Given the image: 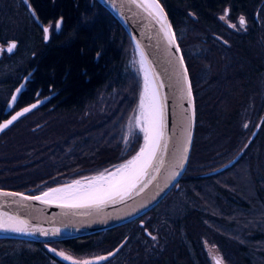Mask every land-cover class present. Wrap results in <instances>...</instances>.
<instances>
[{
	"label": "trees",
	"instance_id": "obj_1",
	"mask_svg": "<svg viewBox=\"0 0 264 264\" xmlns=\"http://www.w3.org/2000/svg\"><path fill=\"white\" fill-rule=\"evenodd\" d=\"M27 1L42 24L60 19L61 27L45 42L22 0H0V43H18L13 54L0 59V121L28 58L34 72L13 109L47 96L0 133V189L35 195L110 170L132 156L142 134L132 129L124 136L142 79L129 36L97 0ZM158 1L190 77L194 149L203 166L187 169L154 208L124 225L61 242L0 238V264H73L44 246L89 255L112 251L122 242L109 259L90 264H214L206 245L217 248L226 264H264V0ZM226 9L230 18H246L245 32L222 27L215 15ZM196 43L203 52L190 57L187 50ZM229 61L230 67H222ZM203 67L210 72L205 83L210 90L200 91L196 75ZM249 91L255 94L259 130L232 166L211 174L214 161L200 136L220 129L222 146L232 148L238 141L232 127Z\"/></svg>",
	"mask_w": 264,
	"mask_h": 264
},
{
	"label": "water",
	"instance_id": "obj_2",
	"mask_svg": "<svg viewBox=\"0 0 264 264\" xmlns=\"http://www.w3.org/2000/svg\"><path fill=\"white\" fill-rule=\"evenodd\" d=\"M22 1L33 20L41 28L43 40L46 42L49 38L48 26L37 19L27 0ZM97 1L127 33L135 49L140 69L144 63L154 81L158 102L159 105H163L164 113L163 137L157 149V156L122 195L115 196L114 199L100 205L69 206L48 203L40 199H25V197L39 196L41 193L30 195L25 192L0 189V224L5 226L0 227V238L38 243L61 242L124 225L141 218L154 208L177 185L185 172L194 135L195 105L188 71L166 12L158 0L159 7L163 9L160 15L154 13L145 3V6L138 7L131 0ZM141 2L143 0H137V3ZM58 21L61 22L60 19ZM45 28L48 29L47 33L44 31ZM13 42L10 41L7 45L0 44L2 50L0 58L2 52L9 53L7 48ZM33 72L34 68L26 72L12 90L5 104L4 114H9L14 108ZM189 88L191 95L188 94ZM46 99L47 96L16 109L0 121V124L11 120L12 116L25 108L30 109L28 112L34 110ZM33 105L35 107H32ZM258 129L259 125L255 127L249 140L253 139ZM236 160L237 157H233L210 173L220 172L232 166ZM4 193L21 195H4ZM11 228H23L24 231H11L9 230ZM213 260L215 264V259Z\"/></svg>",
	"mask_w": 264,
	"mask_h": 264
},
{
	"label": "rangeland",
	"instance_id": "obj_3",
	"mask_svg": "<svg viewBox=\"0 0 264 264\" xmlns=\"http://www.w3.org/2000/svg\"><path fill=\"white\" fill-rule=\"evenodd\" d=\"M224 14H225L224 12H220V13H217L215 15L217 20L221 23L222 27H224L226 29H229V30H231L234 33H243V32L246 31L248 23H247L246 18L243 15H237L234 18H230L229 16H227L226 20L222 21L220 19V17L223 16ZM255 14H256V17H255ZM255 14H254V17L257 18V12ZM241 16H243L245 18V21H246V23H245V25L243 27H241L240 24H239V18ZM229 23L230 24H234L235 27L234 28L229 27L228 26ZM48 28H49V32L50 31H54V30H56V31L58 30V29H56V23H49L48 24ZM220 30H221V34L223 36H225L226 34H225V31L223 30V28L222 29L220 28ZM201 34H199V35H201ZM208 34H211V33H208ZM212 36L214 38H216L217 40H219L221 42V44H223L224 46H226V47L229 46V43H228L227 39H225L223 36L218 35V34H213ZM201 40H202V38H200L199 42ZM8 42H10V41H7L4 44H2V43H0V44L1 45H7ZM15 43H16V47L13 49V51L11 53L2 52L0 59H2V57L5 56V55L13 54L17 50V46H18L17 44L18 43L17 42H15ZM133 49H134V47H133ZM202 52H203V48L200 47L199 43L191 45L190 48L187 50V53H188V55L190 57L191 56H195V55H201ZM181 53H182V50H181ZM183 59H184V57H183ZM30 60H31V58H28V60H26L25 65L22 67L21 72L19 74V77L17 79L16 86L21 81L22 76L24 74H26V72L29 70L28 62ZM135 62H136V65L138 67V71L140 73L141 79H142V70L140 69V66H139L137 58L135 59ZM184 62H185V60H184ZM231 63L232 62H230V61L226 62V64H224L222 67H224L225 65H226V67L227 66L230 67ZM243 63H246V62H243ZM130 69H132V68H130ZM205 69L203 67L202 69H200L197 72V75H196L197 86H199V88H201V90L199 89L200 91L210 90L208 85L205 84L207 82L206 80H208L210 78V76H209L210 72H208L207 69L205 71ZM229 73L231 74L232 72H229ZM0 89H1V86H0ZM212 89H213V86H211V90ZM263 89L264 88L262 87V90ZM142 91H143V80L141 82V89H140V92H139V96L137 98V103H136L137 105H136L135 113L133 115V118L129 121V124L127 125V128L125 129L126 136H124V140L128 138V136L130 135L132 129H137L142 134V142H141L140 146L138 147V149L132 154V156L129 157L128 159L124 160L123 162L113 166L110 170L102 171L100 173H96V174H93V175L80 176V177L68 180V181H66L64 183L53 185L51 187H48V188L42 190L41 192H39V194L44 192L47 189H50V188H53V187H57V186H62V185L68 184V183H73L74 181H80V182L90 181L91 179L97 177L99 174H105L106 172H109V171L113 170L114 168H119L121 165L125 164L128 160H130L133 156H135L139 152V150H140V148L142 146V143H143V133L140 130L141 129V124H138V122H137V118H138V115H139V103H140V98H141V95H142ZM11 92H10V94H11ZM10 94L6 97L4 105L7 103ZM192 94H193V90H192ZM3 95L4 94H2V95L0 94V98L4 99ZM254 96H255V94L252 91H249L248 92V97L246 99H244L243 103H241V105H240L239 111H238V113L236 115V119H235L233 127H232L233 128L232 132L234 133V135L238 139V141L235 140L236 143H234L232 145V148L228 149V147L222 146L223 143L220 141L221 140L220 139L221 138L220 134H222V131L219 132L220 129L218 130L217 128L216 129L211 128L208 132L201 134L200 139H199V143L200 144L202 143V146L205 143L206 147H207L206 150H210L211 154H210L209 158L212 160L211 163L214 161V163L211 165L212 167H214V168H212L213 170L218 168V167H220V166H222L223 164H225L227 161H229L233 157H237L238 158L240 156V154L243 152L244 147H245L247 141H249V137L252 135L255 127L257 125H259L260 116L257 117V116H255V114H253L254 111H255L254 110V106H255L254 105V98H255ZM193 98H194V95H193ZM13 110L15 111V109H12V111ZM245 125H247V127H245ZM215 126H216V124H215ZM257 132H256V134H257ZM194 134H195V132H194ZM194 148H195V145H194V135H193L192 146H191L190 155H189V159H188V163H187L185 171L187 169L191 170L193 168H197V167H199L202 164V162L200 161L201 160V156H198V154L195 152ZM202 166H203V164H202ZM145 220H146V218L142 219V220L140 219L139 220L140 223L138 225L143 226ZM150 238H151L152 242L156 241V235L152 234ZM122 244H123V242L119 246H117L114 250H112V251H109V252H106V253L97 252V253H92V254H89V255L76 254V253H73V252H71V251H69L67 249L61 248L59 246H55L54 247V246H50V245H45L44 249L47 250V252H49L50 254H52V255H54L56 257L60 256V257L63 258L64 256H68V257H70V259H68L69 261L75 262V264H83L84 261H88V262H92L93 261V262H97L98 263V262H100L102 260L105 261V260L109 259L111 256H113L114 253H116L118 251V249L122 246ZM206 252H207V256H208V258L210 260H212L213 257H217V258L221 259L222 264H226L222 260L221 254H220V252L218 251L217 248H215L213 246H210V245H206ZM59 253H62L63 255H59ZM109 254H111V255H109ZM99 257H105L106 259H98Z\"/></svg>",
	"mask_w": 264,
	"mask_h": 264
},
{
	"label": "snow or ice",
	"instance_id": "obj_4",
	"mask_svg": "<svg viewBox=\"0 0 264 264\" xmlns=\"http://www.w3.org/2000/svg\"><path fill=\"white\" fill-rule=\"evenodd\" d=\"M132 3L137 4L138 7L145 6L144 2L137 3V0H131ZM153 7L157 8L158 13H163V9L159 7L157 0H150ZM228 16V10H225V14L220 17L222 21H225ZM246 21L243 16L239 18V24L241 27L245 25ZM229 27L234 28V24H228ZM61 27V22L57 21L56 28ZM45 33L48 32V29H44ZM16 47L15 42L11 43L7 51L11 53ZM2 51V50H0ZM185 72V78H186ZM145 94L141 97L140 108L141 116L144 118L146 127L141 128V131L144 132L145 146L141 148L140 152L132 160L127 161L126 164L122 165L117 169L120 173L127 174L121 178L118 183H110L107 187H93L90 183L89 188L86 190H80V181H74L72 185L67 186V188H55L50 189L48 192L43 193L44 197L55 196L57 198H68L77 201L88 202L95 205H100L106 202V200L114 199L115 196L122 195L123 192L127 190V187L131 186L134 183L135 179L139 178V175L144 173L148 166L151 164L152 159L157 156V149L160 147V141L163 137L164 129V113L163 105L158 104V96L156 93H153L150 97L148 96V84L147 76L145 77ZM162 86V85H161ZM19 91V89L17 90ZM188 94L191 95V89H188ZM15 99V97H13ZM147 101V107H146ZM32 107H35L33 105ZM30 109L25 108L22 112L16 113L15 116H12L11 120L6 121L3 124H0V131L7 128L8 125L12 124L19 116H22L25 112H28ZM139 122V118H137ZM247 127V125H245ZM166 148L167 145L165 144ZM130 170V171H129ZM103 181L105 179L104 175L101 174L98 178L94 180ZM4 195H21L19 193H4ZM25 199L39 200V196L25 197ZM69 206H81L80 204H73ZM23 223V221H20ZM0 227H5L3 224H0ZM11 231H24L23 228H11ZM59 255H63L59 253ZM111 255V254H109ZM65 260L70 259L68 256L63 257ZM98 259H106L105 257H99ZM215 264H221V259L214 257ZM75 264V262H73ZM83 264H89L88 261H84Z\"/></svg>",
	"mask_w": 264,
	"mask_h": 264
},
{
	"label": "bare ground",
	"instance_id": "obj_5",
	"mask_svg": "<svg viewBox=\"0 0 264 264\" xmlns=\"http://www.w3.org/2000/svg\"><path fill=\"white\" fill-rule=\"evenodd\" d=\"M143 2L156 14L160 15V13H158V10L157 8L153 7L150 0H143ZM141 70H142V80H143V91H142V95L141 97L145 94V77L147 76V84H148V96L150 97L153 93H156V89H155V85H154V81L150 75V72L148 71V69L146 68L145 64L143 63L142 66H141ZM157 94V93H156ZM140 102H141V98H140ZM159 104V102H158ZM146 107H147V101H146ZM138 118H139V122L138 124H141V128H144L146 127V123H145V120L144 118L141 116V108H140V103H139V115H138ZM141 130V129H140ZM143 133V143H142V147L145 146V139H144V132L142 131ZM140 148V150H141ZM139 150V152H140ZM138 152V153H139ZM137 153V154H138ZM137 154L135 156H133L130 160H132L134 157L137 156ZM128 160V161H130ZM127 163V162H126ZM125 163V164H126ZM124 165V164H123ZM122 166V165H121ZM120 166V167H121ZM119 167V168H120ZM119 168H114L113 170L109 171V172H106L104 175L105 179L103 181H100L98 179L94 180L91 179L90 181H85V182H80V190H86L89 188V185L90 183L92 184L93 187H107L110 183L112 184H115V183H118L122 177H124L127 172L125 173H120L117 171V169ZM130 171V170H129ZM101 175V174H100ZM100 175H98L97 177L95 178H98ZM141 175V174H140ZM139 175V176H140ZM136 180V179H135ZM134 180V181H135ZM73 183H68V184H65V185H62V186H57V187H53V188H50V189H55V188H67V186L69 185H72ZM50 189H47L45 190L44 192H42L39 197H41L40 200L42 201H45V202H48V203H56V204H62V205H73V204H80V205H87V204H91V203H88V202H83V201H77V200H72V199H68V198H57L55 196H49V197H44L43 196V193L45 192H48ZM107 201V200H106Z\"/></svg>",
	"mask_w": 264,
	"mask_h": 264
},
{
	"label": "flooded vegetation",
	"instance_id": "obj_6",
	"mask_svg": "<svg viewBox=\"0 0 264 264\" xmlns=\"http://www.w3.org/2000/svg\"><path fill=\"white\" fill-rule=\"evenodd\" d=\"M13 111H14V110H13ZM13 111H11V113H12ZM11 113H9V114H11ZM9 114H7L6 117H7ZM6 117H5V118H6ZM136 220H137V219H136ZM139 223H140V222L138 221V224H139Z\"/></svg>",
	"mask_w": 264,
	"mask_h": 264
}]
</instances>
